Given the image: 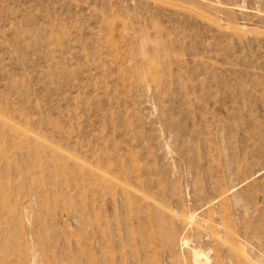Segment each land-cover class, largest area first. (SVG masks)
Segmentation results:
<instances>
[{
  "label": "rangeland",
  "instance_id": "rangeland-1",
  "mask_svg": "<svg viewBox=\"0 0 264 264\" xmlns=\"http://www.w3.org/2000/svg\"><path fill=\"white\" fill-rule=\"evenodd\" d=\"M0 264H264V0H0Z\"/></svg>",
  "mask_w": 264,
  "mask_h": 264
},
{
  "label": "bare ground",
  "instance_id": "bare-ground-1",
  "mask_svg": "<svg viewBox=\"0 0 264 264\" xmlns=\"http://www.w3.org/2000/svg\"><path fill=\"white\" fill-rule=\"evenodd\" d=\"M195 254V253H194ZM195 258V257H194ZM197 260V259H196ZM195 263V262H194ZM198 263V262H197Z\"/></svg>",
  "mask_w": 264,
  "mask_h": 264
}]
</instances>
